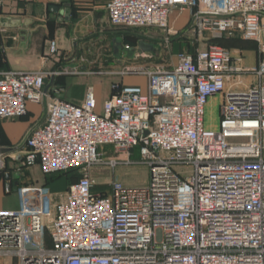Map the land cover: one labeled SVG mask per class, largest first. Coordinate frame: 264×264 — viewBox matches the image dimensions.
Segmentation results:
<instances>
[{"label":"built area","instance_id":"1","mask_svg":"<svg viewBox=\"0 0 264 264\" xmlns=\"http://www.w3.org/2000/svg\"><path fill=\"white\" fill-rule=\"evenodd\" d=\"M105 9L113 27L159 30L165 42L177 34L170 15L190 9L194 35L253 42L256 64L209 45L179 53L171 68L110 73L145 83L112 82L100 111L90 87L80 104L52 100L24 138V164L78 179L61 194L17 186L18 208L0 210V264H264V0H109ZM47 53L57 55L55 40ZM85 72L1 71L0 122L41 104L47 80ZM105 147L137 150L148 181L96 190L91 169L105 163Z\"/></svg>","mask_w":264,"mask_h":264},{"label":"crops","instance_id":"2","mask_svg":"<svg viewBox=\"0 0 264 264\" xmlns=\"http://www.w3.org/2000/svg\"><path fill=\"white\" fill-rule=\"evenodd\" d=\"M108 1L0 0V72L52 71L68 66L84 70L90 66L104 67L111 64L120 66L128 62L144 64V62H138L141 57L137 58V56L151 53V51L144 53L136 51L131 60L121 59L119 61L115 57L113 41L117 37L122 39L125 47L134 49H137L138 43L144 40L139 38L136 43H128L123 40V31H117V28L109 23L105 9ZM191 16L192 10L190 9L174 11L170 15V27L177 32L172 37H179L183 33L194 35L189 29ZM153 32L150 30L151 37H147V41H144L150 46H154V41H160V38L154 36ZM199 39L195 51L202 50L203 45H206L205 48L209 45L220 46L231 51L241 52L245 57V63L249 66L251 65L246 53L252 49L256 54L254 43L248 47H226L217 44L215 38H210L207 33ZM52 40H55L58 45V53L53 58L47 57V46ZM60 78L47 80L46 89H48L45 91V104H28V111L24 117L0 122V149L10 150L3 155L5 170L0 174V210H15L19 206L16 191L13 190L15 186L21 185L18 173H16L17 179L15 180V161H20L26 152L24 138L27 133L45 121L47 105L54 99L74 104H80L84 99L85 94L80 100L74 96V87L71 85L68 89L66 85L68 81H63ZM247 80L251 81L250 78ZM143 82L145 83V81ZM93 89L100 111L109 99L110 90L107 99L104 100L100 90H97L95 86ZM211 102L216 106L214 107L217 117L215 123L208 116ZM219 103V97H214L209 101L206 110L208 128L217 126Z\"/></svg>","mask_w":264,"mask_h":264},{"label":"rangeland","instance_id":"3","mask_svg":"<svg viewBox=\"0 0 264 264\" xmlns=\"http://www.w3.org/2000/svg\"><path fill=\"white\" fill-rule=\"evenodd\" d=\"M117 31H123V40L128 43H136L139 38L147 41V37L150 36V30L147 31L141 29L117 28ZM151 32L154 33V36L159 37L160 41H154V46H152L153 51L148 54L146 53L145 55L147 57H142L140 58V60H138V62H144V65H147L148 67L165 66L167 68H171L176 63V56L179 53L193 54L195 51L197 40L200 41V37L196 35H193V37L192 35H186L185 33H183L179 37L177 36L174 38L171 36L169 37V41L165 42L164 39L166 38V35L164 33L159 30H151ZM116 39L118 40L117 48H119L117 59L119 61L121 59H133L134 52H132L131 49H125L126 47L123 46V44L120 42L119 37H117ZM205 46H202V50L205 48ZM246 55L249 64L253 66L256 62L255 52L250 49L249 52L246 53ZM132 65H134V63L130 64L128 62L120 66H112V64L110 66L104 67L90 66L86 69L88 73L85 72L74 76L62 75L60 76L61 78H59L63 81H68V83L66 84L68 89H70L71 85L74 87V96H77V98H79L80 100L83 98L85 91L89 87L94 88V86L97 90H100L103 99L105 100L107 99L110 85L114 81L122 80V82L127 85H142L144 83V79L140 77H125L124 79H120L117 75L110 74L112 72L118 73L123 70L124 67ZM45 102L46 101L44 98L41 104H45ZM210 106L211 107L208 116H210L211 121L213 120V123H215L217 117L216 113L214 112V107L216 106L212 102L210 103ZM103 151L105 163L91 169V173L95 178V182L97 184L96 188L98 191L106 190L109 184L114 180L120 181L124 185L128 186L142 185L148 181V168L140 161L137 150L132 151L129 155L128 153H125L121 150H116L113 147H105ZM112 159L117 160V165H115L114 167H112V164H110L109 162ZM176 170L181 172L183 175L187 174V169L185 168L177 167ZM16 173L19 174L20 183L23 185L43 187L46 183H48L49 178H51L43 176L38 166L28 167L27 165H25L24 155L20 161H15V180L17 179ZM68 178L69 181L72 182L75 181L77 177L76 174H70L68 175Z\"/></svg>","mask_w":264,"mask_h":264},{"label":"trees","instance_id":"4","mask_svg":"<svg viewBox=\"0 0 264 264\" xmlns=\"http://www.w3.org/2000/svg\"><path fill=\"white\" fill-rule=\"evenodd\" d=\"M214 40H216L217 44L222 43L220 45H223V46L227 45L226 47H230V46L248 47V46H252V43H253V42L245 41L240 37H235V38L220 37V38H215ZM1 173L2 172H0V174ZM70 174H76V177H77L76 180L78 179V175L75 172L49 175V176H45V177H51V178H49L48 183H46L43 187L46 188L51 194L64 193L67 191V189L69 188L71 184L76 182V180L72 182L69 181L68 175Z\"/></svg>","mask_w":264,"mask_h":264},{"label":"water","instance_id":"5","mask_svg":"<svg viewBox=\"0 0 264 264\" xmlns=\"http://www.w3.org/2000/svg\"><path fill=\"white\" fill-rule=\"evenodd\" d=\"M117 42H118L117 39H115V40L113 41V43H114V46H113V52H114L115 57L118 56V52H119V48H117V45H118ZM120 42L123 44L122 39H120ZM123 46H124V45H123ZM125 49H131L132 52H134V54H135L136 51H138V53H144V52H148V51H153V47L150 46V45H148V44H146L144 41H140V42L138 43V45H137V49L129 48L128 46H126ZM47 89H48V88H47ZM47 89H45V91H46ZM9 151H10L9 149H0V156H3L4 154L8 153ZM16 188H17V187L15 186V188H14L13 190L16 191Z\"/></svg>","mask_w":264,"mask_h":264}]
</instances>
